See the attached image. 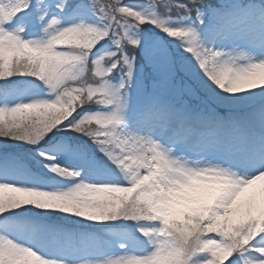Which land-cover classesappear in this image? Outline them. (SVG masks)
<instances>
[{
	"label": "snow or ice",
	"instance_id": "1",
	"mask_svg": "<svg viewBox=\"0 0 264 264\" xmlns=\"http://www.w3.org/2000/svg\"><path fill=\"white\" fill-rule=\"evenodd\" d=\"M0 264H264V0H0Z\"/></svg>",
	"mask_w": 264,
	"mask_h": 264
},
{
	"label": "rangeland",
	"instance_id": "2",
	"mask_svg": "<svg viewBox=\"0 0 264 264\" xmlns=\"http://www.w3.org/2000/svg\"><path fill=\"white\" fill-rule=\"evenodd\" d=\"M125 2H127V0H125ZM144 2H147V0H144ZM175 13L173 12V15H174Z\"/></svg>",
	"mask_w": 264,
	"mask_h": 264
}]
</instances>
